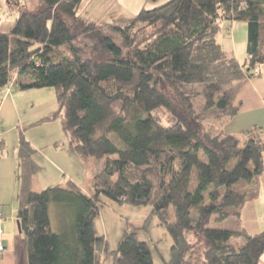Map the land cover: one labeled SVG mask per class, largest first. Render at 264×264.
Here are the masks:
<instances>
[{"label": "trees", "instance_id": "obj_1", "mask_svg": "<svg viewBox=\"0 0 264 264\" xmlns=\"http://www.w3.org/2000/svg\"><path fill=\"white\" fill-rule=\"evenodd\" d=\"M2 1L20 14L9 33L0 32V107L13 86L54 88L70 151L85 163L104 159L90 194L70 180L33 191L43 168L22 135L17 222L26 264H103L105 254L113 264H154L150 244L132 225L109 252L95 227L107 202L151 209L172 241L166 264H260L264 230L249 235L209 225L239 219L258 196L249 187L264 175L263 130L225 132L239 111L238 85L264 65V0H171L102 26L79 14L82 0H39V10ZM224 22L247 25L245 65L219 41ZM200 96L205 111L221 113L213 127L196 115ZM52 204L65 213L58 232ZM234 238L243 244L234 246Z\"/></svg>", "mask_w": 264, "mask_h": 264}, {"label": "rangeland", "instance_id": "obj_2", "mask_svg": "<svg viewBox=\"0 0 264 264\" xmlns=\"http://www.w3.org/2000/svg\"><path fill=\"white\" fill-rule=\"evenodd\" d=\"M122 1L124 3V0ZM19 2L21 4L25 3L27 7L30 8V10H39L41 8L39 0H19ZM117 5L122 4L118 1ZM0 7V32L9 33L13 24L15 23V20L19 17V7L16 5V10L10 11L8 8V4L5 1H2L0 3ZM119 8L117 7L115 8L116 10L113 9L110 12L106 10L104 12V15L108 16L109 14H111L112 16L107 17L106 19L116 22L114 19L115 17L113 18V15H118L122 11H124L123 9ZM90 9L91 6H89L88 4H84L80 8L79 14L83 18L87 19V15L91 12ZM132 9L135 10V8ZM132 18L133 17H131V19ZM99 24L104 25V23ZM230 26L234 28L233 31H235V42L233 44V42L230 41L231 47L236 50V53L234 54L239 63L241 65H245L247 62V25L244 22H235L233 24L224 22L220 36H224V33L228 32L225 27L229 28ZM224 48H226V44ZM62 49L64 51H68L67 47H63ZM230 50L234 52L233 49ZM13 89L14 91H17L19 95L17 98V104L19 107L18 109L20 112V120L22 126L18 125V127H16L14 131L7 136V143L2 149H0V160L3 161V164H1L2 168H0V202H2L0 203V205L4 204L2 205L3 209H6L8 211L10 209L11 212L13 209L16 210V208H18L17 195L19 187L18 182H16V178L13 177V174H11L9 168L12 166V164H14V162L18 161V148L22 135L25 136V139L27 141H32L33 143L35 142V145L38 146V154L36 153L35 159L37 162L39 161L44 168L42 175H34L31 182L32 190L37 189V192H42L49 188L47 187L48 182L50 184H55L54 186H57L60 184H64L66 180L70 178V175L68 176L65 173L66 167H63V171H57L53 168V166H51L49 162L50 159H48V161L45 160V153H43V150H45L46 153L49 154V156L50 153L52 156V153H54L55 151V146H63V148L65 149L69 148L68 137L64 131L65 113L64 110H61L60 104L58 103L56 90L54 88H44L21 91L17 86H13ZM193 90L195 91V93H200V91L202 92V88H200V86H195ZM193 104L197 117L205 119V126H215L216 120L217 118H219L221 113H219L216 109L205 111V99L202 96L194 99ZM159 115L163 120H165L166 116L168 117V114H166L165 112L163 113V111H161ZM222 121H220L219 119L217 124H223L226 120L222 119ZM110 137L114 138V135L111 134ZM203 159H205V156L203 157ZM103 163L104 159H93L88 163H85L83 161V165L79 163H77L78 165L70 164L71 168H67V170H69V174L70 172H72V170H75V174L73 176L77 178V181L79 182L78 184L80 185L82 191L85 193H89L92 192V180L95 174L101 170ZM47 174L50 178L46 177ZM65 176L67 177L64 179ZM57 177L59 178V180H61L58 181L60 183L55 182V178ZM35 179L38 180L35 181ZM255 190V187H249L250 194H253ZM106 207L107 204L102 208V210L104 209V212L112 211L111 208L107 209ZM114 207L118 212V217H115V221H113V219L109 215L106 216V214H104V216L101 218L103 222V228L105 226L108 229L109 236L111 238V242L109 244L107 239L104 237L107 241L109 252L117 249L119 241L121 239V237H119V240H117L113 245L112 231L117 230L118 227L120 228V230L122 229L124 233L128 230H131L130 225L134 226L135 228L137 227V235L142 240L145 236L150 237L151 233L148 231H151L153 229V225L156 223V221L159 223V220L156 217L152 218V211L150 208L117 204H115ZM51 217L53 222V229L58 232L61 228V221L65 219L63 208L58 204H52ZM149 219L150 225L148 226V229L143 228L144 223ZM234 221L235 218H232L220 223L217 222L215 218H213L211 220L209 228L234 229ZM155 239L156 240L149 241L153 252V259H162V256L165 257L166 254L169 253V247L166 245L164 240L159 238V236L155 235ZM159 239L160 242L158 241ZM2 260L3 259L0 258V264H14V259L10 258L9 256L5 261L2 262ZM112 261H114L113 255H103V264H112Z\"/></svg>", "mask_w": 264, "mask_h": 264}, {"label": "crops", "instance_id": "obj_3", "mask_svg": "<svg viewBox=\"0 0 264 264\" xmlns=\"http://www.w3.org/2000/svg\"><path fill=\"white\" fill-rule=\"evenodd\" d=\"M118 1L122 5H117ZM171 0H160L157 3L150 2L148 0H124V3L122 0H82V5L88 4L91 6L90 14L87 16V20L94 22L98 25L99 23H104V25L112 24V25H122L129 21L131 17H135L137 14H139L142 10H152L156 7H160L166 3H168ZM125 4V6H124ZM121 8L124 11H122L118 15H113V18L116 22H113L111 20H107V17H112L111 14L108 16L104 15V12L111 11L115 8ZM119 8V9H120ZM132 8H135L133 10ZM116 10V9H115ZM119 11V10H118ZM134 15V16H133ZM228 32L224 33V36L219 37V41L221 45L225 46L226 44V50L233 49L234 53H236V50L231 47L230 41L235 42V31H233L234 28L231 26L225 27ZM231 32V33H230ZM229 33V34H228ZM233 34V35H231ZM225 43V44H224ZM232 51V50H230ZM18 92L14 91V89L8 91H4L2 94L3 101L0 107V149L4 147V145L7 143L8 138L7 136L14 131L18 125H21L20 120V112L19 107L17 104V98H18ZM234 106H236L239 111L238 114L232 118L228 124L225 126V132L227 134L231 135H237L243 131L253 129L255 127H259L264 132V65L261 67V75L258 78L247 80L237 87V93L234 99ZM4 129V130H3ZM32 146L35 145V142H30ZM49 143V142H47ZM36 147V153L38 154V146ZM53 147V146H52ZM44 149V148H40ZM54 153H50V156L48 153H46L45 150H43V153H45V160L50 162L51 166H53L54 169L57 171H63V167H66V174L70 178H68L66 181L70 180L74 184H76L80 189L79 182L77 181V178H75L73 175L75 174V170H72L69 174V170L67 168H71V165H76L77 163L83 165V161L78 158L75 154H73L69 148H63V146H55ZM18 157V156H17ZM48 157V158H46ZM18 160V159H17ZM3 161L0 160V168H2L1 164ZM17 162H14L12 166L9 168L11 171V174H13V177L16 178V168H17ZM39 165L43 168V165L38 161ZM71 164V165H70ZM64 165V166H63ZM78 165V164H77ZM44 169V168H43ZM42 171H40L37 175H42ZM1 174V169H0ZM47 178H50L48 174L46 175ZM67 176L64 177V179ZM38 179H35L37 181ZM58 181L59 178H55L56 183H60ZM17 182V179H16ZM256 185L254 186L256 188V192L258 194L257 198L254 200L248 201V203L245 205V207L242 209V213L239 219L234 221V231H239L243 229L246 231L249 235H256L264 230V175L260 176L258 180L256 181ZM49 188L55 187V184H50L48 182L47 184ZM63 185V184H60ZM82 190V189H81ZM33 191H38L37 189H33ZM91 192L87 193L90 194ZM1 201V200H0ZM2 203V202H0ZM4 203V202H3ZM2 205H0V212L4 214L5 221L2 223V231H3V244L6 249L5 254L1 257L2 262L6 260V258L9 256L10 258L14 259V264H26L27 263V255L25 250V241L24 237L21 234L18 222H17V208L16 210L13 209L12 212L6 209H3ZM115 204L112 202H107V209L111 208L112 211H105L104 209L101 211L99 218L96 220V232L99 236L105 237L110 244L111 238L109 236L108 229L104 226L103 228V222L102 217L104 214L109 215L113 221H115V217L117 218L118 212L115 209ZM6 211V213H5ZM151 233L150 237H144L142 239L143 241L150 243L151 240H156L155 235L159 236L160 239L164 240L166 245L169 247V253L166 254V256H162V259H154V264H166L171 257V246L172 241L171 238L166 231L165 228L161 227L160 224L156 221V223L153 225V229L151 231H148ZM124 232L123 230L118 227L117 230L112 231V242L113 245L116 243L117 240H119V237L122 238ZM121 235V236H120ZM160 239L158 240L160 242ZM121 240V239H120ZM120 242V241H119ZM232 244L236 247H239L243 244V240L240 238H234L232 240ZM113 264V261H112ZM260 264H264V255L262 257V260Z\"/></svg>", "mask_w": 264, "mask_h": 264}, {"label": "built area", "instance_id": "obj_4", "mask_svg": "<svg viewBox=\"0 0 264 264\" xmlns=\"http://www.w3.org/2000/svg\"><path fill=\"white\" fill-rule=\"evenodd\" d=\"M253 75L255 78H258L260 77L261 75V67H257L254 72H253ZM5 221V217H4V214L2 212H0V257L4 255L5 253V247H4V244H3V238H2V235H3V231H2V223Z\"/></svg>", "mask_w": 264, "mask_h": 264}, {"label": "water", "instance_id": "obj_5", "mask_svg": "<svg viewBox=\"0 0 264 264\" xmlns=\"http://www.w3.org/2000/svg\"><path fill=\"white\" fill-rule=\"evenodd\" d=\"M18 227H19V230H20V226H19V223H18Z\"/></svg>", "mask_w": 264, "mask_h": 264}]
</instances>
